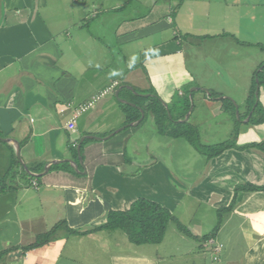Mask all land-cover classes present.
I'll return each mask as SVG.
<instances>
[{
	"label": "crops",
	"instance_id": "crops-1",
	"mask_svg": "<svg viewBox=\"0 0 264 264\" xmlns=\"http://www.w3.org/2000/svg\"><path fill=\"white\" fill-rule=\"evenodd\" d=\"M152 2L146 10L118 17L123 14L119 9L125 7L119 0H0V250L18 247L3 264H77L85 262L81 261L84 256L93 260L88 264H98L88 254L99 251L92 244L103 246L104 229L84 235L66 231V236H56L24 254L20 247L60 220L71 229L92 230L106 222L109 211L128 209L140 197L159 203L175 216L188 215L200 247L205 246L202 236L215 227L214 212L232 204L212 232L213 245L219 250L215 253L210 245L211 264H264V189L241 187L264 186V151L248 146H264V83H258L251 108L247 102L253 80L264 67V0ZM235 18L236 29L225 25L215 29L218 19L228 24ZM175 33L197 42L205 36H232L237 39L230 44L234 54L242 52L247 57L253 46L259 53L256 59L245 57L243 62H249L245 73L231 76L239 82L238 95L229 92L231 84L222 85L223 94L238 98V108L244 105L235 146L207 157L189 143L194 149L191 158L206 160L189 181L158 156L146 153L136 158L137 149L131 146L136 156L131 158L125 150L151 113L137 106L143 116L140 112L137 120L125 123L133 111L125 113L122 103L143 96L139 90L154 91L166 105L172 104L175 92L181 98L187 94V119L193 115L195 122L203 118L205 103L211 107L217 101L211 94L213 87L200 73H193L194 66H187L186 53L171 37ZM133 42H146L135 66L128 56ZM118 44L122 49L113 52ZM87 103L89 107L81 111ZM215 108L218 116L230 109ZM174 112L179 116L181 106ZM183 117L176 121L182 122ZM260 118L263 121L257 122ZM3 139L19 145L20 158L15 144ZM20 159L28 174L38 179L23 174ZM45 166L48 169L43 172ZM237 239L246 248L232 260L225 243ZM109 245L105 241L107 264L153 261L146 253L119 256ZM113 246L117 248L116 241ZM17 251L20 256L11 255Z\"/></svg>",
	"mask_w": 264,
	"mask_h": 264
},
{
	"label": "rangeland",
	"instance_id": "rangeland-1",
	"mask_svg": "<svg viewBox=\"0 0 264 264\" xmlns=\"http://www.w3.org/2000/svg\"><path fill=\"white\" fill-rule=\"evenodd\" d=\"M125 6L119 9L118 12H122L123 14H119L118 17L124 15V13L130 12H141L142 10H146L148 6H152V0H119ZM162 0H159V2ZM63 11H66L65 6H61L60 8ZM226 19H218L216 21L217 25L215 29H221V25H225L230 28L236 29L239 25L238 18L234 20H230V23L225 24ZM114 24V22H113ZM238 24V25H237ZM237 25V26H236ZM211 33V32H210ZM172 35V34H171ZM194 36H200V34H193ZM219 34H209V36L213 37ZM173 41L180 43L182 49L186 53V60L187 66L194 68L192 69L193 73H200L201 77L206 79V83L213 87L211 88V92L213 93V97L217 99V101H213V107H209L205 103V113L203 114V118H199L198 122L193 121V115L189 119H185L186 113L182 118V122H188L191 125L192 129V137L194 141L199 144L200 148H195L199 151V153L204 154L202 152L201 147L204 145H215L222 141H227L229 139H233L235 131L239 127V121L243 120V104H239V108L235 107L234 112L231 110H225L227 108L225 100H229L233 103V105L238 106V103L235 100L238 98L235 96L234 98L231 96H226L223 94L222 85L224 84H231L232 86L229 88V92L237 94L238 91V83L236 80H232L231 76H235L240 72L245 73L249 67V62L246 64L243 62L245 60V54L242 52L235 53L234 50H231L230 44H233L237 41L234 37H226L223 34L219 35V38L211 39L210 37H201V41L197 42L195 38H189L184 33H175L173 36ZM201 43V44H200ZM146 42L138 43L133 42L130 44L129 49H131V54L128 55L131 57V62L134 63V66L137 65L139 62L141 46L145 45ZM200 44V45H198ZM122 49L121 45H114L112 49L113 52ZM120 54V51H119ZM118 54V55H119ZM232 54V55H231ZM234 54V55H233ZM257 48L254 46L252 47V51L247 54L246 60L249 61V57L256 59L258 55ZM120 56V55H119ZM264 65V62L262 63ZM262 65L260 67H262ZM122 69L124 65H119ZM227 66V69H225ZM258 67V70L259 68ZM240 71V72H239ZM237 79V78H236ZM255 81V90H254V97L247 96V102L250 103L251 100L257 98L255 95L256 91V78ZM214 85V86H213ZM236 85V86H235ZM135 89H140L139 86H136ZM134 91V94L139 93V95L148 96L154 95L150 91L147 90H139V92ZM228 93V91H225ZM155 96V95H154ZM119 99V97H117ZM135 98V96H134ZM224 99V100H223ZM121 100V99H119ZM224 101V102H223ZM239 101V100H238ZM212 103V102H211ZM209 103V104H211ZM224 106L225 112L223 116L225 117L224 120H221L223 116H218L216 106ZM249 105V104H248ZM196 106V102H195ZM173 117L175 116V112L172 109L171 104H169ZM168 108V107H167ZM168 111V109H167ZM169 113V111H168ZM170 115V113L168 114ZM218 116V117H217ZM247 116L244 117V119ZM225 123V125L223 124ZM124 126V125H122ZM139 131H137L136 135L139 136L137 139L135 137L129 139V144L125 149L127 154L132 158L136 157L131 154L130 147L134 146L137 149V157L145 156L146 153L150 157L152 155L160 157L165 163L167 162L173 172H178L180 177H183L190 180L191 176L195 175V169H198L201 166V163L206 160H199L197 158H191V155L194 154V149L189 142L186 140L185 137H171L166 134L160 133L158 131L156 122L154 118H152L151 113H148L145 119L140 123ZM168 136V137H165ZM167 140V141H166ZM209 141L210 144H207ZM169 142V143H168ZM149 145V147L147 146ZM149 150L147 151V149ZM151 151V153H149ZM205 155V154H204ZM206 156V155H205ZM142 198V197H140ZM222 215V216H221ZM175 216V215H174ZM175 216L177 221L181 223L187 230L191 232L190 229V222H188V215L187 218ZM223 217L222 211L217 210L214 212V222L215 226L220 224V219ZM64 222V220H61ZM106 235H103L102 240L100 243H103V246L100 244L97 248L94 247L92 244L93 250L96 251V254H88L92 258L97 259L98 264H105L107 259L105 258L104 252L106 251L105 248V241L111 243L108 249H112L117 251L119 256L123 254H130L133 255H141L146 253L147 256L151 257L153 261H150L152 264H211L212 256H211V249L210 246H202L200 247V240L198 236L192 237L186 235L182 231H180L174 221H169L166 226V230L163 236V239L159 243H147V244H134L131 243L125 232L121 229H104L103 230ZM66 230L61 224L58 228L57 232L53 236L55 239L56 236H66ZM52 238V239H53ZM63 238V237H62ZM117 242V248L115 249L113 244ZM232 245V248H231ZM116 246V245H115ZM246 248V244L243 240L237 239L231 243H225V252H230L231 259H238L241 254L243 253L244 249ZM114 251H112L114 253ZM88 256H84L81 258V261L85 260V262L77 263V264H88L92 263L93 260L87 258ZM88 260V261H87ZM151 260V259H150ZM149 263V264H150ZM236 264V262H233ZM107 264V262H106ZM119 264H125L121 262Z\"/></svg>",
	"mask_w": 264,
	"mask_h": 264
},
{
	"label": "trees",
	"instance_id": "trees-1",
	"mask_svg": "<svg viewBox=\"0 0 264 264\" xmlns=\"http://www.w3.org/2000/svg\"><path fill=\"white\" fill-rule=\"evenodd\" d=\"M262 49H264L263 46H261ZM257 78L258 83L262 84L264 83V67L261 71L257 72ZM254 90H255V81L253 80V84L250 87L248 97L252 96L254 97ZM188 89L186 90V92ZM151 93L155 95H148V96H135V106L122 103V105L125 108L126 111H130L132 109L133 114H127V118L125 123H129L132 121L137 120L140 117V111L137 106L142 107L145 111L151 112L153 115V118L156 122L158 131L160 133L166 134L171 137H179L183 136L186 138V140L193 146L200 148L199 144H197L194 141V138L192 137V129L191 125L186 122H177L176 119L178 117H183L186 111L189 109L190 101L185 94L183 98H181L178 93L175 92V94L172 97V109L178 105L181 106L182 112L179 116L173 117L171 109L169 107V104L167 105L168 111L170 115H168V111L164 104L161 102V99L156 95L154 91H150ZM213 95V93H211ZM224 100V99H223ZM224 102V101H223ZM226 105L228 108H234L233 104L229 100H225ZM249 108L252 107L254 104V99L250 101ZM257 108V107H255ZM252 117V116H251ZM254 121L253 118H250V122ZM258 121H263V118H260ZM237 136V130L235 131L233 139H229L227 141L219 142L215 145H204L201 147L202 152L207 157H213L218 154H220L224 149L228 147L235 146V140ZM85 139L84 141H86ZM248 146H255L259 147L264 151V146L262 143H251ZM73 151L76 154V149L74 148ZM17 163L20 165L19 160H16ZM56 167V165H53V167ZM21 171L23 174L31 179H38V177H33L26 172L20 166ZM242 188L246 190H257V189H264V186L257 187L253 186L251 184H245L241 186ZM232 204H230L228 207L220 209V211L228 212L231 210ZM169 221H174L177 228L185 233L186 235L194 237V235L187 230L181 223L177 221L175 216L165 207L160 205L157 202L145 199V198H138L135 201L131 203L128 209L125 210H111L107 214L106 222L95 227L92 230H85V231H78L75 229L69 228L66 223L63 221H58L55 223L49 230L39 233L36 235L34 241L27 243L25 245H22L20 248L22 250V253L24 254L26 251L40 247L46 243H48L55 233L57 232L58 228L63 225V227L66 229L67 233L69 234H75V235H84L92 231L102 230V229H121L125 232L128 240L131 243L134 244H147V243H159L164 236L167 223ZM218 228V224L214 227V229L207 235L202 236V239L206 240L210 237H212V232L215 231V229ZM213 238V237H212ZM18 247H10L0 250V264H3V262L6 259L7 254L13 250L17 249Z\"/></svg>",
	"mask_w": 264,
	"mask_h": 264
},
{
	"label": "water",
	"instance_id": "water-1",
	"mask_svg": "<svg viewBox=\"0 0 264 264\" xmlns=\"http://www.w3.org/2000/svg\"><path fill=\"white\" fill-rule=\"evenodd\" d=\"M256 83H257V85H256L255 95L257 96V95H258V89H259V84H258V79H257V78H256ZM127 103H128V104H131V105H134L133 103H130V102H127ZM162 103L164 104V106L166 107V109H168L166 103L163 102V101H162ZM235 107L237 108L236 105H235ZM190 108H191V107H190ZM139 110H140V112H141V117H142L143 114H144V112H143V110H142L141 108H139ZM168 114H169V113H168ZM188 114H189V112L186 114L185 119L188 118ZM97 139H101V138H100V137H97ZM3 140H5V141H10V142H13V143L15 144L16 155L18 156V158H20V149H19V145H18L14 140H12V139H3ZM79 145H80V144H79ZM79 145H78V150H79ZM20 161H21V159H20ZM21 162H22V161H21ZM22 165L24 166L25 170H26L28 173H30V171H29L28 168L23 164V162H22ZM47 169H48L47 166H45L43 172L47 171ZM33 175L35 176V175H41V174H33ZM11 255H17V256H20V255H21V251H17V252H15V254H11Z\"/></svg>",
	"mask_w": 264,
	"mask_h": 264
},
{
	"label": "built area",
	"instance_id": "built-area-1",
	"mask_svg": "<svg viewBox=\"0 0 264 264\" xmlns=\"http://www.w3.org/2000/svg\"><path fill=\"white\" fill-rule=\"evenodd\" d=\"M88 107H89V104L87 103V104L82 105L79 109L82 111V110H86V108H88ZM67 125L72 127L73 124L71 122H69V124H67ZM33 183L35 184V182H33ZM204 243H205V246H210V245L214 246L213 249H214L215 253H217V251L219 250L218 246L213 245L215 243V241L213 240L212 237L206 239Z\"/></svg>",
	"mask_w": 264,
	"mask_h": 264
}]
</instances>
